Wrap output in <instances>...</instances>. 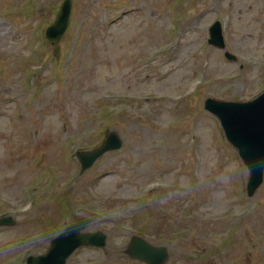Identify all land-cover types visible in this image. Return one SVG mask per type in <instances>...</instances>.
<instances>
[{"label": "rangeland", "instance_id": "374dc122", "mask_svg": "<svg viewBox=\"0 0 264 264\" xmlns=\"http://www.w3.org/2000/svg\"><path fill=\"white\" fill-rule=\"evenodd\" d=\"M0 0V264H27L80 217L108 234L67 264H144L131 234L166 244V264H264V182L203 104L264 90V0ZM223 22L226 49L208 43ZM115 129L123 146L80 174L78 149Z\"/></svg>", "mask_w": 264, "mask_h": 264}, {"label": "water", "instance_id": "95a60500", "mask_svg": "<svg viewBox=\"0 0 264 264\" xmlns=\"http://www.w3.org/2000/svg\"><path fill=\"white\" fill-rule=\"evenodd\" d=\"M71 1L65 0L58 21L49 28L48 36L56 41L68 23ZM209 41L225 47L220 21L210 28ZM229 58L234 56L226 51ZM205 107L216 114L224 128L228 140L238 149L244 163L250 170L248 182L249 194H253L263 180L264 174V93L250 101H225L207 98ZM123 141L117 132H112L104 144L89 153H81L83 167L90 166L94 160L107 150L118 148ZM0 223L14 224L12 217L0 219ZM85 221H79L68 227L52 240L48 253L30 256L29 264H65L69 255L81 244L105 245L106 235L100 231L81 232ZM126 253L148 264H165L168 258L167 246H155L140 236H133Z\"/></svg>", "mask_w": 264, "mask_h": 264}]
</instances>
